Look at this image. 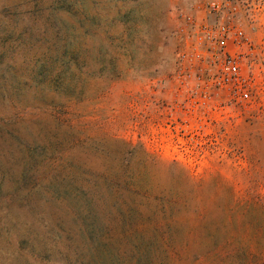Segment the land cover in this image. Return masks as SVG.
Returning a JSON list of instances; mask_svg holds the SVG:
<instances>
[{"label":"rangeland","instance_id":"obj_1","mask_svg":"<svg viewBox=\"0 0 264 264\" xmlns=\"http://www.w3.org/2000/svg\"><path fill=\"white\" fill-rule=\"evenodd\" d=\"M26 3L0 0V234L46 228L53 247L33 249L37 264H65V240L73 264H264L259 69L240 67L247 100L213 86L192 13L181 45L159 53L169 62L187 49L180 83L170 74L145 91L135 76H93L78 92L54 55L57 33L24 39ZM131 226L151 243L117 233Z\"/></svg>","mask_w":264,"mask_h":264},{"label":"clouds","instance_id":"obj_2","mask_svg":"<svg viewBox=\"0 0 264 264\" xmlns=\"http://www.w3.org/2000/svg\"><path fill=\"white\" fill-rule=\"evenodd\" d=\"M21 11L27 13L25 40L59 35V52L54 55L74 77L69 83L78 92L97 84L93 76L105 81L135 76L145 91L162 87L170 74L180 83L177 70L182 72L191 63L187 49L181 47L169 62L162 61L159 53L173 52V45H181L183 18L191 19L192 13L198 21L196 32L199 24L204 26L194 41L197 49L202 44L214 47L211 41L227 34L238 42V66L248 73L259 69V79L264 81V0H28ZM197 55H202V49ZM191 75L195 77L194 72ZM24 238L29 246L20 248L18 242ZM52 247L46 228L22 223L0 234V264H37L33 249ZM60 247L65 264H73L77 254L73 241L65 240Z\"/></svg>","mask_w":264,"mask_h":264},{"label":"built area","instance_id":"obj_3","mask_svg":"<svg viewBox=\"0 0 264 264\" xmlns=\"http://www.w3.org/2000/svg\"><path fill=\"white\" fill-rule=\"evenodd\" d=\"M215 11V10H213ZM188 22H192V19H188ZM204 32L203 24L199 26V32L195 33V39H198L200 34ZM214 47H207L205 44L201 45V49L208 53L213 73L210 77L213 86L220 89L224 87H232L233 98L247 100L250 97V91L247 88H243L241 85V73L238 66V58L229 50L230 43L238 45L236 39H230L227 34L216 38L211 41ZM195 44V43H194ZM195 44V49H196ZM188 57V54L186 52ZM197 57V54L195 55ZM185 69V67L183 68Z\"/></svg>","mask_w":264,"mask_h":264},{"label":"trees","instance_id":"obj_4","mask_svg":"<svg viewBox=\"0 0 264 264\" xmlns=\"http://www.w3.org/2000/svg\"><path fill=\"white\" fill-rule=\"evenodd\" d=\"M118 234H122L127 240L133 242L134 245H140L141 243H151V237L147 235V232L143 228L131 226L125 229H119Z\"/></svg>","mask_w":264,"mask_h":264}]
</instances>
